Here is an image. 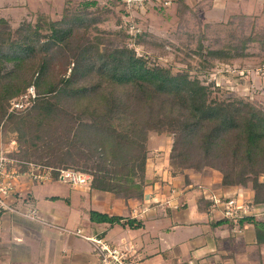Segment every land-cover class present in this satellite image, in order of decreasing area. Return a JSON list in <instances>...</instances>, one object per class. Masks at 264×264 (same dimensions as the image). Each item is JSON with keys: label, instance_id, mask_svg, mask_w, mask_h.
I'll use <instances>...</instances> for the list:
<instances>
[{"label": "trees", "instance_id": "16d2710c", "mask_svg": "<svg viewBox=\"0 0 264 264\" xmlns=\"http://www.w3.org/2000/svg\"><path fill=\"white\" fill-rule=\"evenodd\" d=\"M172 1L177 2L181 30L205 7L201 0ZM103 8L99 0L76 4L66 0L60 19L40 13L36 23L23 19L16 27L0 16V123L5 136L15 131L13 139L21 143L9 155L21 162L22 170L33 162L89 172L90 189L111 192L127 203L142 201L149 133L156 130L171 137V176L191 184V171L216 169L223 186L251 184L253 206L264 205V109L241 97L213 96L206 83L208 74L205 80L199 75L219 60L246 56L252 42H264V28H256L252 15L243 12L232 15L238 28L224 37L209 35L208 23L201 33L179 35L189 52L180 45L177 49L199 55L196 64L177 51L167 57L164 43L148 30L131 33L122 27L93 33L109 18L110 10ZM159 56L167 57L168 64L161 63ZM177 60L184 64L174 70ZM31 84L37 91L31 104L11 110L12 100ZM54 176L58 179L57 171ZM191 189L196 190L199 210L209 213L221 207L212 205L211 193L200 186ZM6 212L0 208V219ZM90 218L132 228L145 224L138 214L96 208L90 210ZM210 223L213 227L238 223L241 228L252 224L260 255L264 217L258 212L222 214ZM222 247L219 242L218 248ZM234 254L230 247L222 258L228 261ZM257 260L256 264H263Z\"/></svg>", "mask_w": 264, "mask_h": 264}, {"label": "rangeland", "instance_id": "374dc122", "mask_svg": "<svg viewBox=\"0 0 264 264\" xmlns=\"http://www.w3.org/2000/svg\"><path fill=\"white\" fill-rule=\"evenodd\" d=\"M65 1L66 0H16L17 3H15L14 6L17 4L23 6V8L20 15H18V12L16 14L15 11V14L10 18L11 23L14 27L18 26L23 19H28L36 23L40 13H45L49 19H60ZM71 1L76 4L80 0ZM99 1L104 7L103 9L110 10L108 13L109 18L99 23L98 28L93 29V33L109 30L115 31L122 27L127 28V31L131 33L139 29L148 30L153 33L155 39L164 43L165 49L168 50L167 57H172L174 51H177L178 54L180 53L179 55L185 56L196 64L197 61L200 60L199 55H186L185 52L177 49V45H180L184 50L188 51V48L179 42V35L182 38H186L188 32L196 31L197 33H201L202 29L205 27V23H208L207 31L209 35H221L224 37L229 31L238 28L237 19H235V21L231 20L232 15L243 12L252 15V19L256 20V28H264V0H213V2L212 0H207L201 14L195 16L194 19L187 24V27H183L182 30L179 29L180 20L177 14V2L175 1H172L170 4H165L161 0H148L143 5L139 4L137 6L125 5L123 0H114V2L113 0ZM189 1L195 3V0ZM1 14L4 15L3 12H1ZM119 16H122V23L119 22ZM246 21L248 22V20ZM167 40L173 42L176 46ZM247 51L248 54L246 56L233 58L230 62L223 60L217 61V64L226 62L227 67L230 68L228 73L216 75L221 85L217 86L219 88H215L211 83L212 78H210V76L212 75L208 76L206 83L212 86L213 96L215 95L218 98L241 97L254 102L257 106L264 109V42H252ZM167 57L159 56L158 60L167 65ZM193 58H195V60ZM183 64L184 62L177 60L173 69L176 70ZM215 66L216 65H212V68ZM209 67L211 68V66ZM192 71L195 73L196 70ZM207 74L208 71L199 73L200 78L204 80ZM31 102L32 99L28 102L27 106H29ZM3 133L4 132H2L1 140L4 143H7L11 138L15 137V131H9L7 136ZM16 144L19 145V147L21 146L20 142L16 141ZM148 147L149 152L145 178L147 183L146 188H149V186H151L150 184L153 183V186H155L153 187L155 188L154 192L158 195L152 196L153 194L151 192L148 196L144 195L146 198L144 197L142 201L138 199H129L127 203L123 198H115L111 192H98L89 187H72L67 179L49 178L40 182L32 180V178L25 173L21 176L20 182L18 183L16 196L21 202L17 204L26 207L32 206L33 204H42L53 214L56 213L55 215L57 218L54 221L55 223L73 230L81 227L83 232L91 234L93 233L92 224L95 223L90 218L91 209H107L106 211L110 209V212L123 213L126 215L139 213V217L144 219L148 216V211H151L150 209L153 207L152 204L156 201L160 203L157 208V213L159 214L157 218H162L159 222V226L162 228H157L159 226L149 224V222H147L148 226L139 228L115 224L107 232V236L120 245L128 242L129 239L136 241L139 237L137 243L144 247L141 251L143 254L130 249L131 256L137 259L139 264H256L258 261L257 259H261L264 264V246L260 255H258V253H256L255 240L249 235H245L248 234L251 227L248 226V228H250L249 230L248 228L245 229V227L241 228L238 223L232 227L229 225L224 226V230L222 231H216L217 233H221L222 236H226H224L225 245L230 246L235 251V254L231 256L228 261L222 258V255L227 253L216 247H208V252H197L194 256H178L177 252H175V244L171 242L178 241L179 245H183L182 249L185 248L184 246H188L189 248L192 246L189 238L194 234V230L189 227L191 225L189 222H180L178 226L173 228L170 227L168 236L164 234L165 237H163V234H161L159 238L156 237L155 239L154 236L150 235V232L166 231L168 228L164 227L171 225V220H169L171 217L167 215L169 214L168 205V207L175 208L184 206L182 203L180 204L176 201L177 198L174 195L178 192L176 196L180 194L181 197L184 190L183 187H185L184 183L186 182L184 179H179V176H171L170 174L171 137L166 132L151 130L149 133ZM185 171H191V169H185ZM190 174L192 186H200L207 194L211 193L212 195L214 190L222 186L221 173L216 169H208L201 172L191 171ZM261 179L264 180V174L261 175ZM31 183L32 185L30 186ZM160 188H163V190ZM245 189H247L246 191H249V193L253 192L251 184L245 187ZM195 191L196 190H194V192ZM234 191L235 190H233V192ZM235 192L237 193V191ZM226 193H230V191H223L222 195L226 196L231 194ZM53 195H58L59 198L53 200ZM31 196L32 199L30 198ZM70 198L71 203L69 202ZM252 199L253 198H248V196L245 195H243L241 199L238 197V201L239 203H243L244 209L252 211V208L254 209V207L257 206L256 212H258L260 217H264V212H262L264 205L253 206ZM188 201L189 211L193 213V215L208 217L207 212L203 213L199 211L195 199L192 198V196ZM38 209L41 210L40 207H38ZM215 209H217L215 212H217L219 216L223 214L222 211H220L221 207ZM16 217L22 219L26 218L18 213H14L11 218L16 219ZM155 220L156 219H154V221ZM25 223L36 226V229L42 236H36V238L29 237L26 240L28 243L26 241L16 242L11 238L12 242L9 244L11 249L2 250L1 248L8 243L9 237L7 233L2 231L5 225L0 220V264H48V262L52 264V253L55 252L56 257H70L75 249L79 248L92 254V244L90 241L79 235L68 232L67 229L64 230L63 228L40 221H34L32 219L31 221L30 219L26 220ZM143 230L147 231L148 235L143 234ZM228 235L231 237L228 238ZM232 237L234 239L233 244H231ZM3 238L7 240L5 241ZM67 238L68 240L70 238L74 241H70L66 244L65 240ZM180 240H182L181 243ZM95 253L96 252L92 255H96ZM141 256L142 259H140ZM19 257H21L22 260L18 259ZM49 257H51L50 260H48Z\"/></svg>", "mask_w": 264, "mask_h": 264}, {"label": "crops", "instance_id": "0c3cea01", "mask_svg": "<svg viewBox=\"0 0 264 264\" xmlns=\"http://www.w3.org/2000/svg\"><path fill=\"white\" fill-rule=\"evenodd\" d=\"M197 1L198 0H195V2H197ZM201 1L203 3H205V4L207 3V0H201ZM212 2H213V0H212ZM15 3H17L16 0H0V15H3V14H1V12H3L4 13L3 16L7 17L9 19L12 17L13 14H15V11H16V14L18 12V15H20L21 12H22L23 6H20V5H17V4L14 6ZM10 21H11V19H10ZM179 179H181V178H179ZM184 184H185L184 185L185 187H183L184 190H183V193L181 194V197H180V194L178 196H176L178 194V192H177L176 195L173 194L177 198L176 201H178L180 204L182 203L184 206L175 208V207H168L169 206L168 205L167 208H168L169 214H167V215H168V217H171L169 219V220H171V223H170L171 225L165 226V227L163 226L164 228H168L166 231L158 232V231H154L153 230L154 233L150 232V235L154 236L155 239H156V237L159 238L161 234H163V237H165L164 234L168 236V231L170 230V227H172V228L176 227V226H178V224L180 222H185V223L189 222L191 225L190 226L188 225V226L191 227L194 230V234L189 238L191 243H192V246H190V248L188 246H184L185 248L182 249L183 245H181V244L179 245L178 241L171 242V243L175 244L174 245V247H176V251L175 252H177L178 256H180V257L181 256L182 257H184V256H194L195 254H197V252H201V251L202 252L203 251L204 252H206V251L208 252V247H216V248H218V243L219 242H222V245H223V247L219 248V250H223V251H225L227 253V249L230 246H226L225 245V238H223L225 235L222 236L221 233H217L216 231L224 230L223 229L224 226H227L228 224L224 223L222 225H218V226H215V227H213L211 225L210 220L213 219V217H214V219H217L218 217H220L217 214V212H215V211H217V209H213L212 208V211H210L209 213L207 212V216L208 217H206V216L205 217H198L195 214L193 215V213H191L189 211V207H188L189 206V203H188L189 201H188V199L191 198V196H192V198L195 199V193H194L193 189H191L192 188V184H187V183H184ZM31 185H32V183L30 184V186ZM150 185L151 186H149V188H146V190H145V194L144 195H146V196L150 195L149 193H151V192L153 194L152 196L157 194V193L154 192L155 188H153V187H155V186H153V183H151ZM158 189H157V191H158ZM160 189L163 190V188H160ZM233 190L237 191V193L239 192V194L237 195V193L235 191L233 192ZM246 190L247 189L241 188L239 186L225 187V186L222 185L219 189L217 188L216 190H214V191L211 190V191H213L214 193H216L218 195L223 193V191H228V192L230 191L231 195L232 194H236V196H238L240 199L243 197V195L248 196V198H252L253 192L249 193V191H246ZM30 191H31V188H30ZM95 191H98V190H95ZM230 193H226V194H230ZM146 196H144V197L146 198ZM30 198L32 199V196ZM53 200H57V199H53ZM69 202L71 203V198H70ZM154 202L156 204L155 203L152 204L153 207H151V209H150L151 211L150 212L148 211V213H147L148 216L143 219V220H147V221H144L146 225H144L142 227L148 226L147 222H149V224H155V226H159V222H160V220L162 218L161 217L157 218L158 215H159L157 213V210H158L157 208L159 207L160 203H157L156 201H154ZM195 202L197 204L196 199H195ZM33 205L40 207V209H41L40 212L45 217H47V219H50V220H52L54 222L55 219L57 218L56 215H55L56 213L53 214L51 211L46 209L44 205H42V204H38V205L37 204H33ZM197 208H198V204H197ZM106 210L107 209H103L102 211H106ZM109 210H108V212H110ZM130 211H131V208H130ZM199 211L203 212L201 210H199ZM220 211H222V210H220ZM110 213H113V212H110ZM13 215L14 214H11V213H6V214L4 213L2 215V217H1V219H0L5 225V228L2 231L7 233L8 237H9L8 243L5 244L6 246H4L2 248L0 247L2 250L3 249H5V250H10L11 249V247L9 245L12 242L11 238H13V241L22 242V241H26L29 237L36 238V236H40V235L42 236V234H40L39 231L36 229V226L29 225L28 223H25V221L28 220L29 218L26 217V218L22 219L20 217L19 218L16 217V219H17L16 220V219L11 218V217H13ZM141 215H143V214H141ZM154 219H156L155 220L156 222L154 221ZM30 221H31V219H30ZM94 222L95 223L92 224V229H93L92 232L93 233H91L90 235H94V234L95 235H100L101 234L102 236L106 237L108 240L112 241L113 243H115V244H117L119 246L128 247V248H131L132 250H135L136 252H138L140 254H143V252H141V251L144 249V247H142V245L137 243L139 237L137 238L136 241H134V240L132 241L131 239H129L128 242L122 243V245H120L119 243L114 242L112 239H110L107 236L108 230L111 229L115 224H120V223L111 224L109 222H96V221H94ZM51 225H53V224H51ZM53 226H55V225H53ZM60 226L64 227L63 225H60ZM248 226L251 227V230H249L250 228H248ZM125 227H127V226H125ZM79 228H81V227H79ZM157 228H162V227L159 226ZM247 228L249 230L248 234H245V233L244 234L245 235H249L251 238L254 239L253 225L250 224V223H249V225L246 224L245 225V229H247ZM22 229H25V230H22ZM232 230H234V229H232ZM85 234H87V233H85ZM143 234L148 235V232L143 230ZM76 235H78V234H76ZM221 236H222V238L219 239L218 237H221ZM81 237H83V236H81ZM230 237L231 236L228 235V238H230ZM83 238L86 239L85 237H83ZM231 239H232V243L231 244H233V240H234L233 237ZM3 240L6 241L7 239L3 238ZM86 240H88V239H86ZM70 241L73 242L74 240L70 239V238H69V240H68V238L65 240L66 244H68V242H70ZM88 241H90V240H88ZM181 242H182V240H180V243ZM90 243L92 244L91 252L93 254L96 251H95L93 243L91 241H90ZM92 254L87 252L86 250H83V249L79 248V249H75L74 253H72V255H70V257H67V256L66 257H63V256L56 257V253L54 252V253H52V258L49 257L48 260H50V258H51L52 264H100V259L98 257L97 252L95 253L96 255H92ZM18 259L22 260L21 257H19ZM140 259H142V256L140 257ZM174 263H177V262H174ZM48 264H50V262H48Z\"/></svg>", "mask_w": 264, "mask_h": 264}, {"label": "built area", "instance_id": "2783aa9c", "mask_svg": "<svg viewBox=\"0 0 264 264\" xmlns=\"http://www.w3.org/2000/svg\"><path fill=\"white\" fill-rule=\"evenodd\" d=\"M129 5L137 6L143 5L148 0H127ZM166 4L171 3L172 0H165ZM230 68L227 67L226 62H220L213 67L209 72L211 83L217 87L221 86L217 80L216 75H222L228 73ZM36 96V89L34 84L30 85L26 92L22 93L19 97L12 100V109H20L27 106L28 102ZM2 124L0 123V208L5 209L10 213H18L32 219L34 221H40L46 224H53L57 227H61L59 224L47 219L38 207L36 206H20L19 198L16 196V191L20 178L23 174L27 173L29 177L34 181L43 182L49 178H55V171H57L58 178L69 180L72 187L82 188L91 187L93 175L89 172L78 170L73 167L60 166L55 167L51 165L43 166L37 163H31L29 168L22 170L21 162L9 155V152L18 149L19 145L16 144L15 139H11L7 143L1 140ZM56 179V178H55ZM229 197L226 199L225 195L221 196L212 193L210 197L214 200L212 205H221L223 214L227 216H238L241 212H251L244 209L243 203H239L238 196L235 194L226 195ZM23 204V203H22ZM264 207V206H263ZM257 206L252 208L256 211ZM264 209V208H263ZM262 209V212L264 210ZM69 232L78 234L90 240L97 252L101 264H139L138 260L131 256V248L119 246L112 241L108 240L104 236L85 234L81 228L76 230L67 229ZM131 249V250H130Z\"/></svg>", "mask_w": 264, "mask_h": 264}]
</instances>
